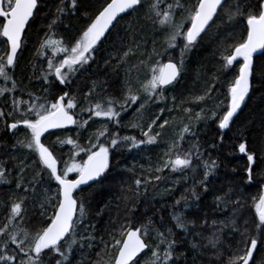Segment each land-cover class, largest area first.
<instances>
[{
  "label": "snow or ice",
  "instance_id": "snow-or-ice-1",
  "mask_svg": "<svg viewBox=\"0 0 264 264\" xmlns=\"http://www.w3.org/2000/svg\"><path fill=\"white\" fill-rule=\"evenodd\" d=\"M44 2L0 0V40L6 46L5 55L0 56V80L5 84L11 81L10 88L0 86V97L7 99L6 93L16 91L17 85L9 70H14L25 30L31 26L30 22L35 21ZM83 3L84 0H58L55 12H50L48 20L44 21L47 31L37 54L43 57L46 50L51 51L46 58V70L41 69V79L49 86L44 89L46 93L53 83L58 81L59 85L66 86L77 73L90 71L96 62L95 53L112 38L120 21L145 7L144 0H97L92 11L84 9L83 25L73 31L64 21L76 17ZM145 15L154 28L164 33L160 48L153 41L151 52L142 51L141 40L137 39L138 36L142 39V33L129 23L124 36L117 32L120 43L116 47L120 52L105 61V65L115 61L113 67H124L128 77L133 69H146L143 78L138 76L135 84L131 79H125L119 85L117 95L122 96V100L112 95L102 96L109 85L106 80H97L83 94V104L75 93L61 89L63 94L52 97L51 101L47 96L30 95L29 101L24 102L27 104L24 111L20 110L21 102L13 96L12 110L0 111L5 136L10 135L14 141L0 144V152L4 154L0 157V184L14 182L22 193V197L11 203L6 223L0 225V264H74L78 251L81 264H84L83 253L94 247L95 236L90 230H94L95 225L85 222L87 209L82 194L87 189L81 186L90 189L95 183L103 184L106 174H110L113 149L131 151L157 144L162 133H151L159 115L150 117L147 131L139 123L131 124L133 128H141L144 138L137 140L134 136L117 133L122 114L136 105L139 119L147 111L146 105H159L168 99L175 107L176 97L168 94L188 73L187 53L206 37L228 44L230 50L218 55V60L223 61V70L238 65L237 74L228 84L225 108L222 113L216 110L219 104L207 109L201 106L197 112L188 107L180 109L186 114V122L158 157L162 163L155 166L156 174L134 181L135 187L128 189L132 193L131 207L128 206L129 197L123 198L127 209L125 220L110 233V242L104 244L105 249H115L108 264H179L182 259L184 264H189V260L190 264H205V258L209 264H264V192L252 202L254 214L241 213V208L247 204L243 191L252 185H264V136L256 142V147H251L246 139L238 143V149L229 148L225 142L227 133L233 131L234 118L242 110L252 89L256 72L254 56L259 53L264 57V0H256L255 4L250 0H194L187 7L182 0H149ZM178 15L180 20L176 19ZM61 25L63 35L53 39L59 34ZM237 28H242V34L238 42L232 43L230 38ZM172 50H178V54L173 55ZM58 55L60 59H56ZM130 55L139 57L138 65H128ZM165 55L167 63L161 64L155 59ZM260 75L264 77V66ZM213 80L205 81L203 94L195 96L193 102L212 99ZM159 111L162 114L165 108ZM85 112L89 114L87 119L83 115ZM93 117L105 123L87 137L85 147L79 143V136ZM9 119L11 123L7 122ZM209 120L216 122L219 144L213 141L202 150L198 125L201 122L206 125ZM168 124L165 119L159 128L164 129ZM109 125L115 127L110 131ZM72 132L76 133L75 137L70 134ZM52 136L56 137L54 145L46 146L44 141ZM65 145L71 146L68 159L63 161V168L58 169V157L54 152ZM209 149L217 152V156L214 157ZM237 150L245 159L244 175H235L237 170L232 169L234 175H224L221 179L219 155ZM9 159L15 164L10 166ZM29 168L35 172L31 179L26 175ZM165 169L180 173L173 187H165V192H175L178 184L186 185L184 192L179 198L174 197L173 203L167 207L149 206L145 211H139L152 198L147 194L148 185L167 179L160 175ZM206 195L213 197L211 205L204 204ZM29 199L34 209L39 208L33 232L15 223L18 218L23 220V210ZM149 211L153 216L157 213H167V216L159 215L154 219L148 215ZM97 215H103V210ZM245 215H249L250 220H245ZM249 223L254 233L251 235L248 234ZM225 229L240 232L245 237V246L239 255L222 249L221 234ZM180 245L187 247L181 248ZM94 264H101L100 259Z\"/></svg>",
  "mask_w": 264,
  "mask_h": 264
},
{
  "label": "trees",
  "instance_id": "trees-1",
  "mask_svg": "<svg viewBox=\"0 0 264 264\" xmlns=\"http://www.w3.org/2000/svg\"><path fill=\"white\" fill-rule=\"evenodd\" d=\"M194 0H182V3H192ZM235 2V0H234ZM252 4L256 3V0H250ZM58 0H45L44 4L41 5V11L39 12L37 18L34 22H30V27H28L23 36V43L21 50L16 59V66L14 70H9V74L13 77L16 82V91L13 93H6L7 99L0 97V111L5 113L12 110V98L13 96L20 101V110L24 111L27 108V104L24 103L29 101V96L32 97H45L47 96L49 101L52 97L62 95L63 91H69L70 93H75L77 98L81 100L83 104V94L88 91L94 81H107L109 87L107 91L101 93L102 96L112 95L117 100H122V96L117 95V89L120 84L124 82L125 79H131L132 83L135 84L137 77L143 78L146 69L142 67L137 70L133 69L130 77L126 75V69L122 66L115 65V61H112L109 65H105V61L109 60L111 57L116 56L120 49L116 46L119 45V36H124L125 31L128 28L129 23L136 26L138 32L142 33L141 37L137 39L141 40L142 51L146 50L148 52L152 51L153 41L156 42L157 48L163 44L165 36L164 33L158 28H154L152 21L148 19L145 15L147 11V5L149 0H144L145 7L140 9L138 13H133L132 16L126 17V19L121 20L120 24L115 30H113L112 38L103 43L100 51L95 53L94 59L95 63L92 64V68L88 72L83 74L77 73L73 78L72 82L66 86L59 85L58 81L53 83L49 88V92L44 91L45 88L49 87L43 83L41 79V69L47 68L46 58L51 55L50 50L45 51V55L41 57L37 54V49L42 40L45 39V32L47 31L44 21L48 20V14L50 12H55V5ZM97 0H84L81 5V12L72 19H65L64 23L70 25L73 31L82 27L84 20V9H88L89 12L93 10V6L96 5ZM179 17V15H178ZM177 20H180V18ZM187 26V25H186ZM223 31V28L220 29ZM119 32V36H117ZM242 34V28H237L230 38L232 43L238 42ZM63 35V25L60 26V32L58 35H54L53 39H59ZM211 35V34H210ZM162 50V49H161ZM230 50L228 44L217 43L216 40L209 39L206 37L200 42L198 47H195L191 52L187 53V63H188V73L184 76L181 82L176 85V87L171 91L169 96H175V107L170 99L167 101H161L159 105L148 104L146 105L147 111L143 112V115L138 117L135 108L136 105H132L129 110L122 114L121 126L116 129L120 136H134L143 139L141 134V128L131 127L132 123H139L143 126V130L147 129V123L151 118L159 115L160 119L157 120V125L163 122V120L170 118L169 124L166 125L162 131V137L158 138L156 148L140 150L138 154L131 153L127 149L122 151H117L113 149L112 167L110 169V174H106V179L103 184L97 183L93 188L88 189L82 195L87 209V214L85 222H90L95 225L94 230H90L91 234L95 236L94 247L87 249L83 253L84 264H89V262H94L100 259L101 264H108L110 256L115 253V249L109 247L104 248L105 243H109L111 240L110 233L114 232L115 228L125 220V213L127 209L124 207V197H129L128 206L131 207L132 204V193L128 191L129 188H134V181L136 179H145L153 174L152 167L157 165V163H162L158 161V157L162 156V152L165 150L166 144L176 138L183 125L186 122V114L181 111L183 107H188L193 110V112L200 111L201 106L211 108L214 104H219L220 107L216 110L220 113L223 112L225 105L227 103L225 96L228 91V84L234 79L238 72V65L233 69L225 71L221 68L223 61L218 60V55L221 52ZM6 46L3 41L0 40V56L5 55ZM173 55L178 54V50H172ZM58 55L56 59H60ZM159 59L161 64L168 62L167 55L163 57H155ZM139 57L135 55H130L128 57V65H138ZM254 66L256 72L254 73L252 89L249 93V97L246 99L242 110L235 118V124L233 125V131L228 132L225 137V142L229 148H237L238 143L243 142L245 139L251 147H256L257 143L262 136H264V77L260 75V69L264 66V57L258 56L254 60ZM213 76L215 79L213 80ZM50 80H54V77H50ZM213 80L215 84L214 91L216 96H212L213 99L207 100L206 102H193L195 96L202 95L204 92L205 81ZM0 86L11 87V81L7 84L0 80ZM142 95V94H141ZM185 101V103H182ZM224 101V104H220ZM139 101L137 102V104ZM167 105V107H165ZM87 106V105H83ZM165 108V111L161 114L159 109ZM167 108H172V111H168ZM79 111V109H77ZM84 118H88V113H83ZM11 123L12 120L7 121ZM105 122L99 118L93 117L89 120L87 126L81 130V135L79 136V143L82 146H87V137L97 130L102 128ZM115 126L109 125V130L111 131ZM199 135L198 141L204 148H208L209 145L215 141L219 144L218 138V128L216 127V122L209 120L205 125L201 122L199 125ZM0 144L8 143L11 144L14 141L11 139L10 135L5 136L4 133V122L0 120ZM140 132V133H139ZM237 132L239 135H237ZM73 137L76 136L75 132L70 133ZM151 134H154L152 132ZM140 139V140H141ZM56 137L52 136L47 141H44L46 146L51 147L54 145ZM187 144L185 143L184 147ZM71 146L65 145L61 150L55 151L54 155L58 157V169L63 168V161L68 159V152ZM24 151V150H21ZM209 151H212L209 149ZM236 154V155H235ZM4 154L0 152V157ZM83 155V153H81ZM212 155L217 156V152L212 151ZM219 160L221 162V167L219 168L220 178L222 179L224 175H234L232 169H236L235 175L243 176V168L245 164V159L238 153L229 154L227 152L221 153L219 155ZM10 166L15 164L12 159L8 160ZM156 174V173H155ZM154 174V175H155ZM28 179H31L35 175L32 168H29L26 172ZM74 175V174H72ZM118 175V176H117ZM162 177H167V179H162L161 181H153L155 186V193L152 194L153 190L149 184L148 185V196L152 197L147 205L141 207L139 211H145L147 207H155L161 209L167 207L173 203V199L179 198L184 192L186 185L178 184L176 185V191L173 193L165 192V187L171 188L175 183V180L180 176V173H171L167 169L160 173ZM219 186V185H218ZM150 187V188H149ZM190 187V185H187ZM264 185L257 187L252 185L249 190L243 191V199L247 201V204L241 208V213L254 214V209H252V202L258 198L259 194L263 191ZM123 189V191H121ZM188 195V193H184ZM18 197H22V193L16 189L15 183L0 184V225L6 223V218L8 211L10 210L11 203L17 200ZM156 199V200H155ZM213 197L211 195H206L204 204L211 205ZM110 205V206H109ZM119 205V209H117ZM103 210V215H97V212ZM24 211L23 220H18L15 222L21 228L26 231L33 232L36 227V218L39 212L38 206L34 209L31 199L26 204ZM210 212V209H208ZM149 216H153L151 211L148 212ZM159 215L167 216V213H157L155 216L158 219ZM239 215V214H238ZM245 220H250L249 215L244 216ZM115 220V223L112 221ZM243 222L241 221V224ZM243 231V227H241ZM209 233H205L208 235ZM249 235L254 234L251 231V224L249 223ZM245 237L241 235L240 232H231L229 229H225L224 233L221 234L222 249L225 252L231 251L232 253L239 255L244 249ZM203 243V242H202ZM179 247L185 248L186 245H180ZM99 253V257H97ZM81 253L78 251L75 255L74 264H81ZM179 264H184L182 259ZM190 264V260H189ZM205 264H209V260L205 258Z\"/></svg>",
  "mask_w": 264,
  "mask_h": 264
},
{
  "label": "flooded vegetation",
  "instance_id": "flooded-vegetation-1",
  "mask_svg": "<svg viewBox=\"0 0 264 264\" xmlns=\"http://www.w3.org/2000/svg\"><path fill=\"white\" fill-rule=\"evenodd\" d=\"M20 107V106H19ZM1 133V132H0ZM0 137H1V135H0ZM144 138V137H143ZM136 139L137 140H140L141 138L140 137H136ZM152 148H156V144L155 145H150V146H147V147H145V146H142L141 147V149H132L130 152L131 153H136V154H138L139 153V151L140 150H147V149H152ZM110 163H111V166H112V163H113V161H112V158H111V156H110ZM150 173H152L153 175L155 174V171H154V166L152 167V171L150 170ZM97 183H95V185H96ZM94 185V186H95ZM150 187L152 188V189H154L153 190V192H152V194L154 195V193H155V186H154V184L152 183L151 185H150ZM149 187V188H150ZM93 188V187H92ZM87 190L86 191H89L88 190V188H86ZM91 189V188H90ZM264 189V188H263ZM263 192V191H262ZM156 200V199H155ZM153 218L154 219H156V217L155 216H153ZM152 227H155V225H153Z\"/></svg>",
  "mask_w": 264,
  "mask_h": 264
},
{
  "label": "rangeland",
  "instance_id": "rangeland-1",
  "mask_svg": "<svg viewBox=\"0 0 264 264\" xmlns=\"http://www.w3.org/2000/svg\"><path fill=\"white\" fill-rule=\"evenodd\" d=\"M193 2H194V1H193ZM188 5H189V3L185 2V6L187 7ZM177 17H178V16H177ZM177 17H176V18H177ZM179 18L181 19L180 16L178 17V19H179ZM214 89H215V88H213V92H212V96H213V97H214V95L216 96V92L214 91ZM170 93H171V92H170ZM170 93H169V95H170ZM169 97H170V96H169ZM212 99H213V98H212ZM167 120H170V118L168 117ZM149 122H150V121H149ZM156 123H157V121H156ZM161 123H162V122H161ZM157 124H158V123H157ZM157 124H156V125H157ZM159 124H160V123H159ZM156 125L153 126V132L155 133V132H158V131H159V132L162 131V129H160L159 126H156ZM165 127H166V126H165ZM144 131H147V129L144 130ZM158 138H161V137H158ZM158 138H157V141L159 140ZM162 153H163V152H162ZM71 175H72V174H71ZM112 254H113V253H112Z\"/></svg>",
  "mask_w": 264,
  "mask_h": 264
},
{
  "label": "water",
  "instance_id": "water-1",
  "mask_svg": "<svg viewBox=\"0 0 264 264\" xmlns=\"http://www.w3.org/2000/svg\"><path fill=\"white\" fill-rule=\"evenodd\" d=\"M27 29V28H26ZM26 31V30H25ZM24 36V35H23ZM22 39H23V37H22ZM21 50V49H20ZM20 50H18V53H17V56H18V54H19V52H20ZM258 56H260V54L259 53H257V54H255V56H254V60H255V58L256 57H258ZM17 59V58H16ZM167 63V62H166ZM243 107V106H242ZM240 113V112H239ZM238 113V114H239ZM236 118V117H235ZM234 118V119H235ZM54 131H60V130H54ZM46 136H47V134H45ZM42 140H43V138H42ZM82 188H87V186H81ZM263 192H264V189H263Z\"/></svg>",
  "mask_w": 264,
  "mask_h": 264
},
{
  "label": "bare ground",
  "instance_id": "bare-ground-1",
  "mask_svg": "<svg viewBox=\"0 0 264 264\" xmlns=\"http://www.w3.org/2000/svg\"><path fill=\"white\" fill-rule=\"evenodd\" d=\"M140 133V132H139ZM236 155V154H235ZM118 176V175H117Z\"/></svg>",
  "mask_w": 264,
  "mask_h": 264
}]
</instances>
